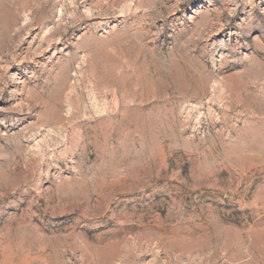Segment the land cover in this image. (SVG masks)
Returning a JSON list of instances; mask_svg holds the SVG:
<instances>
[{
  "label": "rangeland",
  "instance_id": "rangeland-1",
  "mask_svg": "<svg viewBox=\"0 0 264 264\" xmlns=\"http://www.w3.org/2000/svg\"><path fill=\"white\" fill-rule=\"evenodd\" d=\"M0 264H264V0H0Z\"/></svg>",
  "mask_w": 264,
  "mask_h": 264
}]
</instances>
